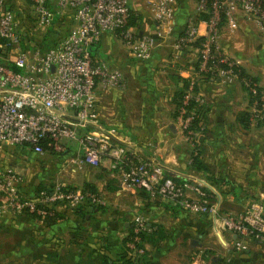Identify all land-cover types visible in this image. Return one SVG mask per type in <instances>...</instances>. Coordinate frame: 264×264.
I'll use <instances>...</instances> for the list:
<instances>
[{
  "label": "built area",
  "instance_id": "built-area-1",
  "mask_svg": "<svg viewBox=\"0 0 264 264\" xmlns=\"http://www.w3.org/2000/svg\"><path fill=\"white\" fill-rule=\"evenodd\" d=\"M24 1L33 6L39 25L61 20L66 9L76 11L77 24L49 51L37 48L29 54L20 49L25 36L15 6L9 0H0V144L28 147L40 156L63 157L69 156L76 144L82 157L70 158L64 173L69 172V165L74 171H83L108 163L106 168L120 177L124 189H141L191 214L208 215L213 231L223 240L227 236V244L234 251H247L252 240L264 242L263 202H251L240 214L225 213L213 203V193L204 184L169 175L156 151L142 158L131 147L129 137L101 123L97 113L99 86L126 90L127 82L120 70L97 64L92 56V49L106 33L115 34L133 56L142 60L169 45L174 49L173 65L180 62L185 51L196 52L197 67L188 80L178 116L186 140L195 145L206 131L202 121L194 126L199 108L207 104L205 96L197 91L203 78L223 86L240 83L252 97L259 95L253 120L264 119L263 88L251 79H240V61L228 55L221 40L225 28L237 30L240 18L264 35V0H196L195 16L187 19L181 33L176 32V0H143L155 25V33L146 35L131 25L138 16L132 0ZM192 104L195 107L189 109ZM69 183L59 180L27 196L24 176L13 167L0 165V221L9 214L27 213L44 220L80 206L107 205L99 194ZM153 225L142 215L132 223L135 236H130L126 248L135 264H142L147 256L141 235L152 232Z\"/></svg>",
  "mask_w": 264,
  "mask_h": 264
},
{
  "label": "crops",
  "instance_id": "crops-1",
  "mask_svg": "<svg viewBox=\"0 0 264 264\" xmlns=\"http://www.w3.org/2000/svg\"><path fill=\"white\" fill-rule=\"evenodd\" d=\"M135 11L138 16L136 21H134V27L141 34H154L155 25L151 17L152 15L150 16L151 24H149L147 20H143L140 12L137 10ZM195 13L196 4L194 11L189 14L188 18L195 16ZM240 21L243 22L242 27L245 29V24L247 25L249 22L242 18H240ZM178 24L179 22L177 19V27ZM201 28L203 29L204 26L201 25ZM254 28L258 35H262L255 26ZM229 33L231 32L229 31ZM229 36L230 34H222L221 39L222 46L226 52L230 47ZM262 36L264 40V35ZM129 53L130 52L124 47L121 40L112 33L104 34L100 43L92 49V56L97 64H106L111 70L121 71L127 69V71L131 73L134 69L138 72L139 68V72H144L142 74L145 76V82L141 80L143 86L139 92L145 88L148 94L146 97L142 96V105L148 104L154 106L157 102L161 101L168 103L172 110H169V112L166 110L164 113H161V115H153V113L150 112L147 115H142L138 121L133 122L129 118L128 112L124 109V106H121L116 114L110 111L115 106V104L113 105L115 97H118L119 94L122 93L120 92L122 90H104L99 86L97 91V113L101 123L108 129H118L117 131L122 134L123 137H129L132 140L131 147H133L142 158H149L154 151H156L159 158L166 164L170 173L169 175L180 178H193L204 184L206 189L213 193V202L218 204L223 212L240 214L253 200H259L264 203V127L254 122H252L250 126H246L241 120L242 114H253L254 112L252 96L245 88L240 83L231 86H223L218 82H213L204 78L201 79L199 83L198 89L205 96L207 100L206 105L208 106L206 114L203 117L207 123L204 122L207 126V130L204 134L205 136L202 137L205 138L204 148H214L213 146L216 147L217 145H221L228 131L227 124L231 122V148H234L233 153L237 154L238 158L231 164V180L221 178L220 183L224 186L219 190L216 186L211 185L207 180L202 178L200 176L201 174L193 172L190 159H187V156L180 157L178 152V148H191V144L186 140L181 130V124L175 116L177 108L174 105V98L178 89L182 88L184 83L188 82V80L194 76L193 69L197 62L196 52L185 51L181 55L180 62L173 65L171 63L174 54L172 45L159 48L154 51L150 59L146 60L147 65L145 68H141L138 65L136 57L130 56ZM250 62L252 63V60H250ZM162 76H165L167 80L165 82L166 86L163 88H161L162 85L159 82ZM258 82L261 88L264 89V82L259 81V79ZM147 83L149 86L146 88ZM111 94H113V96H110ZM152 109H154V107ZM110 122L112 124H118V126L121 127L111 128L109 127ZM207 132H209L208 135ZM5 145L9 146L7 144H0V148H4L3 146ZM11 148H15L13 150H15L21 158H23V155L27 154L28 150L33 153L28 147ZM46 157L67 158L69 160L70 158L80 159L82 153L75 144L73 148H71L69 156ZM5 160V154L0 149V161L3 164L0 165L3 167H5ZM105 165L108 166V163ZM9 166L12 165L9 164ZM106 166L98 169L93 168L107 175L106 178L96 173L93 174L94 177L91 180H89L90 178L86 179L85 183L88 182L96 187L97 191L100 193L99 195L106 200V207L111 205L118 207L114 212L116 215L117 213L119 214V220L108 223L103 222L101 225L97 222V219L99 218L98 216L102 214L95 210L98 206H80L74 210H65L62 213V219L58 220L54 226H49L41 220H39L40 222L38 224L34 225L37 233L35 236L37 248L41 247L46 250H51L50 247L54 244L57 247L55 248V253L49 252L51 254H46V256L53 255L57 263L63 264L65 258L67 259L65 261L69 264H77L80 261L79 256L81 254L83 256V264L87 263V261L91 259V256H93L91 253L94 246L99 243L101 238L103 239L109 236L103 234L101 238L98 239L96 237L97 228L104 227V229H107V227H109L106 233L110 231L113 234L112 236L115 235V239L117 238L121 243L135 218L138 215H144L154 225L161 228L165 234V238L161 240L159 246L147 245L150 251L149 255L145 257L144 264H226V260L231 261V264H264V242L250 241L247 251L232 252L231 258H229L230 260L220 254L215 255V253H213L209 247L206 248L205 244L202 242L204 236L207 238L209 235H212L211 219L208 215L190 214L180 209L174 202L159 197H153L152 195H150L151 199L149 202L143 204L142 201H138V195L141 194L140 192L146 191L134 189L126 192V189L122 187L120 177L109 172ZM64 169L65 167L63 170ZM68 169V173H64L62 170L60 175H76L84 171H74V167L70 165ZM73 179L74 178L71 179L72 181L70 180V183L72 182L73 185H75L74 187H84L82 184L77 185L74 183ZM128 193L133 196L135 201H138L137 205L139 206L136 210H133L132 215L134 213L136 215H134L133 221L125 219L127 216L129 217L130 214H125V212H123V200L127 198L124 194ZM79 208H86L89 215L86 218L87 223L84 225L87 230V237L83 240L77 238L79 227L83 224V219L77 214ZM28 220L37 219L26 216L24 213L18 215L9 214L0 221V231H9L16 226V224L24 227V224ZM28 227L29 226H26V228ZM193 240L200 241L203 247H194L192 245ZM225 240L227 241V239ZM65 247L67 254L63 256L61 252ZM116 249L117 248H115L114 251L111 250V254L115 255ZM203 249L211 251V256H215L211 258L208 256L203 257ZM81 250L84 252L80 253ZM178 250L183 256L186 254V257H176L174 253Z\"/></svg>",
  "mask_w": 264,
  "mask_h": 264
},
{
  "label": "rangeland",
  "instance_id": "rangeland-1",
  "mask_svg": "<svg viewBox=\"0 0 264 264\" xmlns=\"http://www.w3.org/2000/svg\"><path fill=\"white\" fill-rule=\"evenodd\" d=\"M176 1H177L176 17L179 22L176 32L181 33L184 29L189 14L192 11H194L196 0H176ZM9 3L15 6L14 8H16L17 10V15L22 25V32L26 38V41L28 42V43L26 42V44L23 42L22 45L20 46V49L29 54H31L34 51V49L40 48L43 41L46 38H48V36L50 35L51 38L52 36L53 38H55V44L56 45L59 44L77 24L76 11L73 9L64 10L61 20L55 21V23L52 25H39L38 16L33 6L30 3H27L24 0H9ZM132 7L141 13L142 15L141 17H143L144 21L147 20V22L151 24V18H150L151 14L146 6V3L143 0H132ZM18 13H20L21 15H19ZM242 26H243V22H241L238 25L237 30L231 33H229V29L227 28L224 29L225 32H223V34L226 35L230 34L229 36L230 47L229 49H227L228 55L240 61L241 68H244V70L247 72V74L250 77L256 78L257 80L259 79V81L264 82V40L262 38L263 36L258 35V33L255 31L253 24L251 23H248L247 25L245 24L246 27L245 29ZM52 31L53 34L51 33ZM54 35H56V37H54ZM129 55L133 56L131 53H129ZM136 60L141 68L146 67L147 65L146 60L143 61L142 59L139 58H136ZM250 60H252V63L250 62ZM121 71L128 82L127 88L126 90L120 91L122 93H120L118 97L117 96L115 97V100L113 101V105L115 104V106L110 111L116 114V112L119 111L121 106H124V109L128 112L129 118L133 122L134 121L136 122L141 118L142 115H147L150 112L153 113V115H161V113H164L166 110H168V112L169 110H172L171 107H169L168 103L161 101L157 102L154 106H150L148 104L142 105V100H141L142 96L146 97L148 94L145 88H144L145 90L142 89L139 92V90L143 86L141 80L145 82L144 80L145 76L144 74H142L144 72L141 71L139 72V68H138V72L135 69L132 70L131 73H129L127 69ZM166 81L167 80L165 79V76H162L161 81L159 80V82L162 85L161 88L166 86L165 85ZM148 86L149 85L147 83L146 88ZM110 96H113V94H111ZM153 107L154 109H152ZM207 107L208 106L206 105L201 109V114L203 117L206 114ZM252 122L264 127V119H261L260 121L253 120ZM227 125H228L227 128L228 131L221 145H217L216 147L213 146L214 148L212 147L204 148L205 138H202L195 145H191V148H178L179 156L180 157L187 156V159H190L191 164L193 163L195 157L200 158L203 164L202 166L207 170L201 168L199 170H192V171L196 172V174H201L200 176L205 180H207L208 183L210 184L211 181L209 180V178H215L216 181H218L219 183V186H216L217 189L219 190L222 189L221 188L222 186H224L222 183H220L221 178H225L226 180H231V164L238 159L237 154L233 153L234 148H231V122H229ZM109 127L118 128L121 126H118V124H114V123L112 124L110 122ZM206 130H207V126H206ZM208 133L209 132H207V135ZM3 147L4 148H0V149L1 151H3L6 157L5 160L6 163L4 164V166L13 167L23 176H25L24 178L26 179V181L24 184V191L27 196L36 193L37 190L44 187H48L59 180H64L69 183L70 180L74 178L73 179L74 183H76L77 185L82 184L83 186H85L86 184H88V182L85 183V180L88 178H90L89 180H91L94 177L93 174L96 173L101 174V176H105V178L107 176L104 175V173H102L99 170H94L95 168L93 169L88 167H87L88 169L85 168L86 170H84L79 174L76 175L63 174L64 176H61L60 174L63 168L67 166V164L69 163L70 161L69 159L53 158L46 156L44 157L37 155L35 153H31L30 150H28L27 154L23 155V158H21L15 152V150H13L15 148H11L12 146L5 145ZM0 164H2L1 161ZM9 164H11L12 166H9ZM69 184L72 187L75 186L73 185L72 182ZM134 189L137 188H126V192ZM140 193L141 194L138 195L139 196L138 201L139 200L142 201L143 204L148 203L149 200L151 199L150 196L151 194L147 192H140ZM98 194H100L99 191ZM124 195L127 198L123 200V209H124L123 212H125V214H130L129 217L125 216L126 217L125 219H127L128 221L130 220L133 221L136 215L135 213L132 215V213L134 209L136 210L139 207L137 205L138 201H135L133 196H131L129 193ZM251 202L259 203L262 201L253 200ZM105 208L106 211L104 213H101L102 215L98 216L99 218L97 219V222H99V224L103 222L108 223L119 220V214L117 213L116 215L114 212L115 209L118 207L111 205L108 207L105 206ZM24 214H26V216H30V214L27 213ZM39 222H40L39 219L28 220L24 224V227H21L18 224H16V226H14L9 231L7 230L0 231V264H56L57 263L54 260L53 255L46 256V254H51L49 252L55 253L54 251L56 250L55 248L57 247L54 244H52V246L50 247L51 250H46L41 247L37 248L35 242L36 240L35 236L37 235V233L34 225L38 224ZM26 226L29 227L26 228ZM107 230L108 229L106 228L104 229V227L97 228L96 237L99 239L103 234H106V236L110 235V231L106 233ZM225 237H226L225 239L227 240L229 239L227 238V236ZM222 240L223 238L221 239L219 234L213 231V229H212V235H209L207 238H205V236L202 238V242L205 244L206 248L209 247V249H211L213 253H215V255L220 254L221 256H225L226 259H229L231 258L232 252H238V251H234L231 248L230 244H227L226 240L223 241ZM147 248L149 252L150 249L148 246ZM202 251H203L202 254L203 257L208 256L209 258H211L215 256V255L211 256V251L207 249H203ZM61 254L63 256L67 254L66 247L62 249ZM174 254L176 257L183 256V254L179 250L175 251ZM183 257H186V254H184ZM65 260L67 259L64 258L63 264H69Z\"/></svg>",
  "mask_w": 264,
  "mask_h": 264
},
{
  "label": "trees",
  "instance_id": "trees-1",
  "mask_svg": "<svg viewBox=\"0 0 264 264\" xmlns=\"http://www.w3.org/2000/svg\"><path fill=\"white\" fill-rule=\"evenodd\" d=\"M17 12V10H16ZM19 15H21L20 13H18ZM136 21V18L131 22V25L134 26L135 25V22ZM53 34V31L51 32ZM51 36V35H50ZM48 36V38H46L43 43L41 44L40 46V49L43 51V52H47L49 51L50 49H52L54 46H56L55 44V38H52ZM54 37H56V35H54ZM202 40V39H201ZM26 38L24 40V43L26 44ZM28 43V42H27ZM199 44V43H198ZM198 44L195 46L196 48L198 47ZM35 50V49H34ZM12 69H14L15 71H18V69L14 66H12ZM195 67H197V64L195 65ZM238 69V72H239V75H240V79L241 80H244V79H251L253 82L255 83H259L258 80L256 78H253V77H250L247 72L244 70V68H237ZM188 88V82H185L184 83V86L182 88H179L176 95H175V98H174V104L176 105V108H177V112H176V118H178L179 116V113H180V108L183 106V100H184V96H185V91L187 90ZM199 89H197L198 91ZM260 91H264L263 89H260ZM259 95L256 96L255 98L252 97V102L254 103L256 100L259 99ZM206 106V105H204ZM203 106V107H204ZM195 107V104H192L191 107H189V109H193ZM203 107H200L199 108V116L197 117V120L195 122V127H198L199 123L202 121L204 123V119H203V116L201 114V109ZM242 122L246 125V126H250V124L252 123L253 121V118H254V114H250V113H244L242 114ZM202 162L200 160V158L198 157H195L194 158V161L193 163L191 164V168L193 170H199L201 168H203L204 170H207L206 168H204L202 166ZM209 180L211 181V185L213 186H219V183L218 181H216L215 178H209ZM84 189L92 192V193H95V194H98V191L96 189V187L92 184H86L84 187ZM43 188L39 189V190H42ZM37 190V191H39ZM209 191V190H208ZM147 192V191H146ZM150 194V193H149ZM94 207V206H93ZM95 210H97L98 212H101V213H104L106 211V208L105 206H98L97 208H95ZM77 214L80 215V217L83 219V224L79 227V231L77 232V238L80 239V240H83L87 237V230L86 228L84 227V225L87 223V217L89 216L88 215V212H87V209L86 208H79L77 210ZM32 218L34 219H39L41 220L40 218H37L36 216L34 215H30ZM62 219V213H57L54 217H47L45 218L44 220H41L43 221L44 223L48 224L49 226H54L56 224V222L58 220ZM92 219V218H91ZM210 223V222H209ZM107 229H109L107 227ZM152 232L150 233H144L141 235L144 243L146 245H151V246H159V243L161 242L162 239L165 238V234L163 232V230L161 228H159L157 225H153L152 227ZM113 234L110 232V235L108 237H105V238H101L99 243H97L95 246H94V249L92 250V255L91 256V259L89 261H87V263L85 264H135L134 262H132L128 256H127V248H126V244L132 239L134 238V234L132 233V226H130L129 228V231L127 233V236L124 237L121 241V243L119 242V240L116 238L115 239V235L112 236ZM132 238H131V237ZM252 241H255V240H252ZM256 242V241H255ZM120 246V248H119ZM116 249V253L115 255L111 254V250L114 251V249ZM84 252L83 250L80 251V253ZM149 254V252L147 253V255ZM80 258V261L77 263V264H83V256L82 254L79 256ZM95 258V259H94ZM144 260H141V263L144 264ZM228 260H226V264H230V262H228ZM76 264V263H74Z\"/></svg>",
  "mask_w": 264,
  "mask_h": 264
},
{
  "label": "water",
  "instance_id": "water-1",
  "mask_svg": "<svg viewBox=\"0 0 264 264\" xmlns=\"http://www.w3.org/2000/svg\"><path fill=\"white\" fill-rule=\"evenodd\" d=\"M0 52H1V49H0ZM90 211H91V210H90ZM192 245H193L194 247H200V248L203 247V244H202L200 241H198V240H193V241H192Z\"/></svg>",
  "mask_w": 264,
  "mask_h": 264
}]
</instances>
